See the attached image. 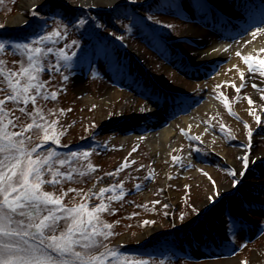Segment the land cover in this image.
I'll list each match as a JSON object with an SVG mask.
<instances>
[{
    "label": "rangeland",
    "instance_id": "1",
    "mask_svg": "<svg viewBox=\"0 0 264 264\" xmlns=\"http://www.w3.org/2000/svg\"><path fill=\"white\" fill-rule=\"evenodd\" d=\"M20 1L3 0L0 3V25H3L0 30L31 28L33 17L39 13L41 17L37 16V19L51 15L47 20L49 26L46 33L58 29L63 36L60 40H66L65 44L58 41L60 46L63 45L61 47L68 43L73 45L75 41L68 48L72 53H76L79 45L85 46L89 38L104 44L96 63L90 64V70L82 72L85 65L80 67L75 62L73 69L60 68L45 78L48 82L46 91H55L56 98L45 100L38 97L37 106L43 110L46 120L58 121L57 130L64 133L59 137V145L73 143L75 147L66 151L49 142L37 151L54 148L63 154L87 150L91 153L88 159L78 161L74 166L86 171L90 162L95 171L85 176L74 174L72 181H65L55 189L45 186L44 190L55 191L57 195L63 190L67 193L63 202L71 206L81 201L76 192H69L68 189L98 192L101 187L124 185V191H128L122 199L108 202L105 198L109 211L101 215L104 221L112 224L114 233L108 238L109 245L149 247L156 241L158 246L174 243L178 246L171 245L183 249V252H186V247L190 250L183 255L170 249L169 245L162 249L165 254L143 255L154 264H209L234 258L236 264L242 261L264 264V157L261 155L264 153V124L257 125L249 114L254 108L264 119L260 110V106L264 105V100L260 98L264 77L258 73H247V66L232 53L237 50L241 55L264 57V53L258 51L264 48V32L252 36L257 28H264V23L259 27L249 26L244 19L237 21L227 15L226 19H231L236 25L231 33L238 31V34L231 41L223 40L222 43L227 44L232 58L243 65L241 70L245 71L246 78L242 82L235 71L237 66H231L225 71L223 79L217 81L213 77L219 73L223 60L216 58L211 63L202 62V65L197 64V68H190L189 64L196 63L184 50H180V46L187 45L198 50L205 47L198 42L199 37H189L184 35V31L194 24L206 30L205 27L211 25L219 13L215 3L225 0H207L215 10L210 9V20L206 12L200 10L197 0H181L175 2L173 8L168 7L169 0H122L111 9L82 7L77 4L78 0H44L27 10L21 9ZM56 3L66 4L72 11ZM189 3L193 5L196 16ZM79 9L88 13L87 21L90 22H84V27L80 25L81 29L70 15L79 12ZM18 12L25 13V20L8 27V18ZM133 13L145 18L147 24L150 23L169 39L156 42L150 32L144 31L141 23L135 19L132 23ZM114 38L118 49L110 46ZM134 51L147 59L150 70L141 65L143 63ZM121 53L125 60L117 61ZM0 60L12 71L19 70L21 61L25 66L27 64L26 56L12 46H8L4 53L0 52ZM65 76L67 79H64ZM75 79L84 83L83 91L74 89ZM233 83L240 88L239 93L232 87ZM241 83L243 87H240ZM253 84L258 87L254 89ZM176 85L180 86V90L170 89ZM0 88L6 89V86L0 84ZM110 88L122 91L117 101L106 98ZM7 94V90L0 91V99ZM128 95L152 107L159 102L171 103L173 110L168 117L172 116V119L180 115L191 117L189 112L199 108L197 121L205 133L204 138L191 139L198 135L184 130L177 146L167 157H161V153L152 151L145 141V132L127 133L123 124L115 121L118 106L125 102ZM224 97H228L232 114L224 107ZM246 97H251L254 104L250 106ZM210 99L214 100L212 106H202ZM19 107L33 111L31 104L25 106L8 102L6 109L12 112L13 117L19 118L16 121L18 127L11 129L13 131H19L20 127L31 122L27 115L18 111ZM245 123L252 129L250 138ZM27 135L32 136L33 144L39 142L38 131L33 130ZM245 155L249 159L247 169L243 168L240 159ZM173 156L179 159L173 161ZM125 163L128 166L121 169ZM117 169L120 171L117 172ZM240 171L244 172L243 176L238 174ZM231 172L237 175L233 176ZM233 180L237 181L235 186ZM220 184H230L231 188L222 189ZM137 185L138 190H135ZM96 203L99 201L93 198L91 204ZM151 227L156 228L153 233L143 238L139 236ZM254 253L258 255L256 259L253 258Z\"/></svg>",
    "mask_w": 264,
    "mask_h": 264
},
{
    "label": "snow or ice",
    "instance_id": "2",
    "mask_svg": "<svg viewBox=\"0 0 264 264\" xmlns=\"http://www.w3.org/2000/svg\"><path fill=\"white\" fill-rule=\"evenodd\" d=\"M2 2L3 0H0V3ZM84 22L78 21L80 24ZM260 32H264V28H257L252 36L255 37ZM60 39H63L61 32L53 29L39 35L30 43L12 45L27 58L26 66L21 61L18 71L7 69L5 62L0 60V84L6 86V89L0 88V91L8 92L0 99V264H154L139 254L118 251L105 242L114 234L112 224L104 221L101 215L109 211L105 194L112 193L107 197L108 202L122 199L124 195L122 184L101 187L98 192L68 189L69 192H76L81 201L71 206L63 202V197L67 194L63 190L59 195L55 191L44 190L45 186L55 189L65 181H72L74 174L85 176L95 171L90 162L86 165V171L74 166L76 162L88 159L91 153L87 150L63 154L54 148L37 151L49 142L59 144V137L64 134L57 130L58 121L46 120L43 110L37 106L38 97L45 100L56 98V92H47L48 82L40 78L44 71L43 59L49 54H54L56 63L49 64L48 67L59 71L60 62L71 61L75 55V53L69 55L65 51V48L72 47L75 41L73 45H65V48L46 46L55 45ZM4 48V43H0V51ZM258 51L264 53V48ZM236 55L247 66V73H258L260 77H264V57L241 55L239 51ZM63 66L69 65L65 63ZM237 71L243 82L246 78L245 71L240 69ZM232 87L239 93V87L234 83ZM240 87H243V83ZM252 87L255 89L258 86L253 84ZM260 98L264 100V90H261ZM246 99L250 106L254 104L251 97ZM8 102L25 106L31 104L33 107L32 112H28L26 107L18 108L19 112L31 120L20 127L19 131L11 130L18 127L16 121L19 118L13 117L12 112L6 109ZM223 103L232 114L228 97H224ZM260 110L264 113V105L260 106ZM249 114L254 117L257 125L264 124V119L254 108L250 109ZM223 127L221 125L222 129ZM244 127L248 130L247 135L250 138L252 129L247 123ZM33 130L39 132V142L35 144L32 142V136L27 135ZM191 139L199 140V136H193ZM172 159L176 161L179 157L173 156ZM240 159L243 168L247 169L249 164L247 155ZM127 166V163L122 164L121 169ZM65 168L66 170H62ZM119 171L120 169H117V172ZM230 174L237 175L236 172ZM238 174L243 176L244 172L240 171ZM236 183L237 181L233 180L234 186ZM117 188L119 195L115 194ZM93 198L99 203L92 205L90 202ZM241 264L247 262L242 261Z\"/></svg>",
    "mask_w": 264,
    "mask_h": 264
},
{
    "label": "bare ground",
    "instance_id": "3",
    "mask_svg": "<svg viewBox=\"0 0 264 264\" xmlns=\"http://www.w3.org/2000/svg\"><path fill=\"white\" fill-rule=\"evenodd\" d=\"M44 0H21L20 6L21 9L27 10L34 6L35 4H39ZM122 0H78L77 4L82 7L86 6H102L105 8L111 9L116 3ZM57 6L61 8H68L65 3V5L56 3ZM216 6L221 8V10H224L227 15L232 16L235 19H239L238 16H236V13L233 12L227 3L225 2H216ZM114 8V7H113ZM128 17V16H125ZM26 18V15L24 12H18L13 16H10L6 22V25L8 27H13L21 22H23ZM184 35H188L189 37H199L198 42H201L205 44V47L201 50L195 49L190 46L182 45L180 46V50H184L185 53H187L193 63L196 64H189L190 68H197V64H201L202 62H213L216 58H220V60H223L225 64H221L219 66V73L216 74L213 77V80H219L223 79V75L228 67L231 66H237V69H242V64L236 59L232 58V53L236 54L237 50H234L232 53L229 52V47L227 44L222 43V38L226 36L224 35H214L213 33L209 32L208 30H205L199 25H191L189 26L185 31ZM197 39V38H195ZM224 39V38H223ZM240 43V42H239ZM242 45V44H241ZM254 44L253 46H255ZM247 51L250 50V48H246ZM135 52V51H134ZM135 56L140 59V61L143 63V66L150 70V64L147 63V59L140 55V53L135 52ZM232 58V60H230ZM202 65V64H201ZM235 70L238 75L239 72ZM235 72V73H236ZM155 75V74H154ZM158 77V76H157ZM74 89L78 91H83L84 89V83L78 79H75ZM170 89L180 90V86H172ZM122 91H119L118 89L110 88L108 92L106 93V98L109 101H117L121 95ZM214 104V100L206 101L205 104L202 106H212ZM201 106V107H202ZM179 108L178 106H175ZM208 107V108H209ZM117 114L115 116V121L123 124V130L127 131V133L131 132H145L144 138L145 141L151 146V150L158 152V154L161 153V157H167L170 152L177 146L179 143V140L181 138L182 131L186 130L191 134H196L202 138H204V132L200 127V122H198V109H192L189 112L188 115H180L176 118L168 117L169 114H171V111L173 110V106L171 103H164L159 102L155 105V107H152L151 105H143L142 101L139 98H136L133 95H128L125 102L123 104L118 106ZM169 118H171L169 120ZM141 122L144 123L143 125L136 124L135 122ZM122 126V125H121ZM262 157H264V153L261 154ZM260 155V156H261ZM222 189H228L231 188L230 184H220L219 185ZM244 192V191H243ZM247 193V192H244ZM217 218H220L217 216ZM156 230V228L151 227L146 230L143 234H140L142 238L147 235L151 234ZM257 253L253 254V258H257ZM236 259H226L222 262H210L209 264H236Z\"/></svg>",
    "mask_w": 264,
    "mask_h": 264
},
{
    "label": "trees",
    "instance_id": "4",
    "mask_svg": "<svg viewBox=\"0 0 264 264\" xmlns=\"http://www.w3.org/2000/svg\"><path fill=\"white\" fill-rule=\"evenodd\" d=\"M74 15H76V16H74ZM37 16L39 17L40 14L36 13L35 16H34L35 18L33 17L34 20L30 23L31 28L22 27V28H18V29H1L0 30V43H4V45H5L3 53H4L5 49L8 46H12V45L17 44V43H30L31 41L36 39L39 35H43V34L46 33V29L49 26V22H47V20H49L51 18V15H47V16H45V18H40V19H37L36 18ZM71 16L76 17L75 18L76 19V23L79 25L80 29H81L80 25L83 26V27H84V25L78 23V21L84 20L87 24L90 23V22L87 21L89 19L88 13L86 11L82 10V9H79V12L72 13ZM83 33L87 34L86 31H84ZM92 35L93 34H91L89 36H92ZM65 41L66 40H60L59 43L65 44ZM66 45H70V44L68 43ZM46 46L59 48V47H61L63 45L60 46V44H58V42H57L55 45L47 44ZM82 46L83 45H79L78 48H81V49L77 48L75 50L76 53H75V55L72 56L71 61H68V62L61 61L60 62L61 67L60 68L73 69L75 67V65H76L75 62L76 63L78 62V64H79L78 66H80V67H83V65H86V64H84V63H86V59H87L86 58V55H87L86 50H88L90 48H89V46L88 47H85V46L82 47ZM61 48H65V46L61 47ZM68 48L69 47L65 48V51L69 55H72V52L69 51ZM0 52H2V51H0ZM42 63L44 65V71L40 74V78H41V80L46 81L45 78L47 77V75H51V73H53V71L55 70V69H50L48 67L49 64H55L56 63L55 55L54 54H49L46 58L43 59ZM65 63H67L69 66L68 67H64L63 65ZM49 93H51V92L49 91ZM57 145H58V148H60V149L64 148L63 150H66V151H69V150L73 149V147H75V146H73V143L67 144V147H63V145H61V144L60 145L57 144ZM60 151H62V150H60ZM123 190H124V188H123ZM127 191L128 190L124 191L123 197L127 194ZM115 194L119 195V188H117V191H116ZM109 195H112V193H106L105 194V198H107ZM114 201H116V200H113V202ZM105 202L107 203L106 200H105ZM106 243L109 245V241L108 240L106 241ZM171 244H174V243H167L166 245L158 246L156 244V241H155L149 247L146 246V245L144 247H142L143 245H141V246H139V245H135V246H133V245L132 246H121V245H118V244L117 245H109V246L110 247H115L118 251H122V252L127 253V254H139V255L143 256V255H152V254H154V252L162 253L163 250H165L169 245H170L169 246L170 248H176L175 246H172ZM174 245H176V244H174ZM176 246H178V245H176Z\"/></svg>",
    "mask_w": 264,
    "mask_h": 264
}]
</instances>
